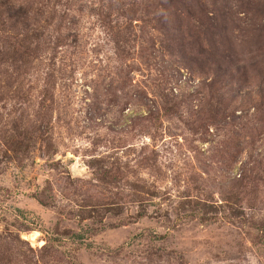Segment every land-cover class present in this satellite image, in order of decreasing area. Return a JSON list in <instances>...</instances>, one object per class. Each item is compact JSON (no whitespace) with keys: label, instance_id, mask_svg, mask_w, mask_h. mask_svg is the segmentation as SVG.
<instances>
[{"label":"rangeland","instance_id":"1","mask_svg":"<svg viewBox=\"0 0 264 264\" xmlns=\"http://www.w3.org/2000/svg\"><path fill=\"white\" fill-rule=\"evenodd\" d=\"M262 59L264 0H0V264H264Z\"/></svg>","mask_w":264,"mask_h":264},{"label":"trees","instance_id":"2","mask_svg":"<svg viewBox=\"0 0 264 264\" xmlns=\"http://www.w3.org/2000/svg\"><path fill=\"white\" fill-rule=\"evenodd\" d=\"M222 21H223V23H227V21H226L225 19H223ZM203 33H204V36L206 37V32L204 31ZM217 39H218L219 43H221V45H223V42H228V41H229L228 36H227V35L224 36V33H223V35H222V34H219V36L217 37ZM214 53L217 54V55L219 56L220 54L223 53V50H220V49L216 48V49L214 50V52H212V54H214ZM262 61L264 62V59H262ZM263 62H260V63H258V64H261V65L264 67V63H263ZM220 73H221V72H220ZM261 83H264V81L261 82ZM250 156H251V155H250ZM263 157H264V156H263ZM249 158H250V157H249Z\"/></svg>","mask_w":264,"mask_h":264}]
</instances>
